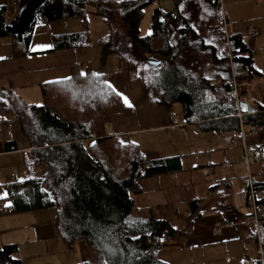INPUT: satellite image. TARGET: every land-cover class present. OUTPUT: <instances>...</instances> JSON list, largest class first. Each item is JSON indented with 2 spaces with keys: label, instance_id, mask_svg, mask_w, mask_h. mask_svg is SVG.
Returning <instances> with one entry per match:
<instances>
[{
  "label": "trees",
  "instance_id": "obj_1",
  "mask_svg": "<svg viewBox=\"0 0 264 264\" xmlns=\"http://www.w3.org/2000/svg\"><path fill=\"white\" fill-rule=\"evenodd\" d=\"M30 1L17 0L18 7L21 9ZM154 1L48 0L37 13L44 23L79 19L80 32L55 40L60 50H75L91 44L86 7L93 5L97 14L112 26L107 36L108 46L119 55L116 74L119 84L138 81L141 79L138 68L150 65L148 58L159 59L160 66L151 65L159 69L155 86L142 81L152 101L173 114L175 105H180L183 120L196 123L204 132L237 134L241 122L237 117L234 89L222 84L232 82L233 70L238 92L243 96V82L260 76L253 67L249 43L239 35L231 36L232 67L229 55L219 57L212 49L213 77L195 78L188 66L180 62V57L188 56L182 55V41H194L180 9L181 0H176V7L171 11L156 9L151 34L140 36L143 12ZM204 1L221 12L218 1ZM116 22L123 24V32L115 26ZM171 25L176 27L175 33H171ZM3 27L0 25V32L8 33ZM175 34L182 38L181 43L173 41ZM13 39L17 52L27 55L30 35L13 36ZM83 66H74L70 78L45 85L40 106L18 112L13 100H3L5 109L17 116L24 132L33 140L36 161L28 162V171L31 165H38L44 171L24 180L9 177L6 184L9 204L3 207L2 213L26 214L56 208V225L64 242L72 244L82 240L87 246L89 261L83 264H166L156 257L162 248L161 238L181 233L165 221L132 224L128 219L135 197L142 192V182L180 170L179 160L150 159L137 145L121 144L111 137L105 121L113 108L121 105L120 94L108 83L106 74L94 73L91 66ZM218 87L227 97L209 101L208 92ZM152 88L161 92L160 98L151 96ZM242 110L245 125L264 127V108L244 104ZM253 147L264 160V133L262 142ZM255 187L264 188V178L255 182ZM261 207L264 199L258 203V214ZM17 254V246H1L0 264H22Z\"/></svg>",
  "mask_w": 264,
  "mask_h": 264
},
{
  "label": "crops",
  "instance_id": "obj_2",
  "mask_svg": "<svg viewBox=\"0 0 264 264\" xmlns=\"http://www.w3.org/2000/svg\"><path fill=\"white\" fill-rule=\"evenodd\" d=\"M216 1L220 4L227 32L232 36L239 35L249 43L253 51V67L260 74L246 79L241 85L243 95L252 99L247 105L264 108V0ZM20 10L17 0H0V25L6 23V18L11 19L10 24L15 23ZM63 22L44 23L37 13L36 22L28 33L31 44L27 55L17 52L13 35L0 32L1 101L2 97L10 96L8 99L13 100L16 107L28 108L35 106L30 95L36 93L43 104L42 89L45 85L70 78L74 66L84 65L85 62L76 60V49L60 50L55 43L60 36L82 30L66 32L60 27L55 29ZM37 29L43 30V36L35 35ZM252 30H258L260 35L254 39L242 38ZM119 90L122 103L113 108L105 121L110 136L121 144L137 145L142 154L150 159L179 160L180 170L142 182V192L135 197V206L128 219L132 224L165 221L181 233L162 237V248L156 257L166 264H264V207L259 209L260 222L256 224L251 210L242 201L249 188V177L254 182L264 178L261 155L248 167L240 160L242 148L227 139L229 136L234 139L237 134L204 132L196 123H186L176 112L173 114L168 108L152 101L138 81L122 85ZM15 118L17 116L5 109L2 101L0 159L9 168L13 167V156L32 151V145L19 147L13 134V124L20 122L18 130L30 136L24 132L22 122ZM175 119L184 125H175ZM262 139L263 136L253 140L251 145L261 143ZM11 176L16 178L14 174H8L6 183L0 189L1 220L22 215L2 213L3 207L9 204L6 184ZM198 188L202 190L197 192ZM27 216L32 217L27 219L25 226H18L22 222L10 224V229L24 230L26 235L22 242L1 245L17 246L16 257L22 264L24 256L33 258L50 251L55 253L57 245L58 249L59 246L62 248L61 251L68 248L69 252H74L75 242L66 244L62 240L59 243L60 233L56 227L52 225L44 229L36 216ZM51 241L56 243V247ZM20 244L24 245V256L19 257ZM43 245L44 249L41 248ZM79 248L82 254L76 258L75 264L88 262L86 244L80 243ZM61 264H74V257L64 259Z\"/></svg>",
  "mask_w": 264,
  "mask_h": 264
},
{
  "label": "rangeland",
  "instance_id": "obj_3",
  "mask_svg": "<svg viewBox=\"0 0 264 264\" xmlns=\"http://www.w3.org/2000/svg\"><path fill=\"white\" fill-rule=\"evenodd\" d=\"M114 2H121L127 0H112ZM181 12L185 18V20L189 23L190 31L193 33L192 39L193 42L182 41V38L179 37L178 34H175L173 38L174 42H178L182 44L183 54L188 55L186 59L180 57V62L184 65H187L189 71L195 78H208L213 77L214 68H213V58H212V49H215L218 52V56L222 57L224 55L230 56L231 67H232V53L230 49L229 42L227 40V34L225 31V23L223 20V16L221 12L212 5L206 3L204 0H181L180 3ZM176 7V0H155L152 4H150L147 8H145L143 12V16L140 22V36H147L151 34L150 25L152 22V17L156 9H160L162 11L168 12L173 10ZM87 19L89 21L90 29H89V37H90V46L86 48H78L76 49L75 57L76 60L80 62H85L84 66H91V69L94 73L97 74H106L108 76V83L116 90L119 91L122 88V85L119 84L116 74L119 70V55L117 51H114L108 45L110 44L108 41V34L111 33L112 26L109 22H106L102 19L100 15L97 14L96 8L88 4L86 7ZM119 20V17H117ZM120 21V20H119ZM115 26L120 29L121 32L124 31V26L121 22H116ZM54 27V26H53ZM60 27L61 30H65L66 32H76L82 29L79 19L64 21L61 24L55 26V29ZM53 29V28H49ZM177 31L174 25H171V33H175ZM43 30L37 29L35 31V35L43 36ZM197 40V45L195 41ZM108 41V42H107ZM107 42V43H106ZM180 44H178L179 46ZM159 58V57H157ZM257 60V58H256ZM90 63V64H89ZM138 76L141 79L138 82L142 83L145 81L148 86H155L154 81L156 76L159 74V69L154 68L151 65H145L139 67ZM232 78L237 82L236 75L234 76L232 70ZM233 80V79H232ZM128 84V83H127ZM143 84V83H142ZM219 84V83H218ZM221 84V83H220ZM219 84V85H220ZM224 86V84H222ZM144 86V84H143ZM145 88V87H144ZM238 89V87H237ZM38 93V92H37ZM150 94L153 98L156 96L158 98L161 97L160 91H155L153 88L150 91ZM18 98V95L15 94ZM244 96V95H243ZM10 96H8L9 98ZM227 97L226 92L217 88L214 91H209L207 94V99L209 101H220ZM1 99V98H0ZM7 98L2 97V101ZM30 100L33 102L35 106L42 105L41 97L39 94L34 95L32 93L30 95ZM16 107V106H15ZM163 107V106H160ZM166 108V107H163ZM180 105H175V110L177 115L182 117L179 114ZM16 110L18 112H22L23 110H27L26 107L17 106ZM17 119V118H15ZM20 122L13 124V134L16 137V140L21 148H27L33 145V140L26 135L21 130H18ZM263 136V135H262ZM258 157L260 155L258 154ZM36 161V155L30 151L27 154H19L17 156L12 157L11 165L12 168L5 167L0 159V189L2 190L3 185L6 183V178L8 174H14L18 180H24L29 178L30 176H38L43 173V169L40 166L31 165L30 172L28 171V162ZM27 162V166H26ZM0 190V191H1ZM202 188H198L197 192L201 191ZM237 201V198H236ZM27 214L34 215L37 217V221L40 222V225L44 227V229L48 226L56 225V217H57V209L50 208L43 211H36L26 213V215H14V217H8L6 219H0V246L4 244H9L12 242H22V238L26 235L23 229H10L12 222H22V225H18L19 227L25 226L27 224V219L32 216H27ZM9 216V215H8ZM7 225V226H5ZM17 226V225H14ZM59 231V230H58ZM60 233V232H59ZM263 235V232H262ZM261 235V236H262ZM18 240V241H14ZM62 236L59 234V243L62 241ZM52 243L53 247H56V243ZM84 245V241L78 240L74 243V252L67 249L61 251L62 248L59 249L57 247L54 249V252L44 253L43 256L26 258L24 256V245L20 244V256H24L23 264H61L64 259L70 257H74V264L76 262V258H80L82 251L79 248V245ZM60 245V244H59ZM63 244H61L62 246ZM45 248V245L43 247Z\"/></svg>",
  "mask_w": 264,
  "mask_h": 264
},
{
  "label": "built area",
  "instance_id": "obj_4",
  "mask_svg": "<svg viewBox=\"0 0 264 264\" xmlns=\"http://www.w3.org/2000/svg\"><path fill=\"white\" fill-rule=\"evenodd\" d=\"M11 19L6 18V23L4 24L5 27L10 24ZM225 31L227 34V40L229 42V38L232 36L227 32L225 27ZM260 35L258 30H252L245 35L242 36L243 39H254ZM231 86L234 89L235 94V103L237 106L238 114L237 117L240 119V129L237 133V137L233 139V137H228V141L233 144H237L241 146L243 154L240 158L241 162H243L246 166H250L253 161L258 160V153L255 148L251 145L252 141L255 139L260 138L264 133L263 126H247L245 125L242 120L244 117L243 106L244 104H249L252 102V99L247 96H241L237 89V82L233 78L232 82L227 84L224 83V86ZM174 124L177 126H183L184 124L181 123L179 120L175 119ZM264 199V188L257 189L255 187V182L252 180V177H249V188L247 192L242 196V201L244 206L251 210L252 215L254 217V222L258 224L259 217H258V203ZM260 240V236H258Z\"/></svg>",
  "mask_w": 264,
  "mask_h": 264
},
{
  "label": "water",
  "instance_id": "obj_5",
  "mask_svg": "<svg viewBox=\"0 0 264 264\" xmlns=\"http://www.w3.org/2000/svg\"><path fill=\"white\" fill-rule=\"evenodd\" d=\"M47 1L48 0H31L21 8L16 22L8 24L5 27V31L15 37L28 34L36 22L37 12ZM147 62L153 66H160L162 63L161 60L156 58H148Z\"/></svg>",
  "mask_w": 264,
  "mask_h": 264
},
{
  "label": "snow or ice",
  "instance_id": "obj_6",
  "mask_svg": "<svg viewBox=\"0 0 264 264\" xmlns=\"http://www.w3.org/2000/svg\"><path fill=\"white\" fill-rule=\"evenodd\" d=\"M125 103H127V101L125 100Z\"/></svg>",
  "mask_w": 264,
  "mask_h": 264
}]
</instances>
